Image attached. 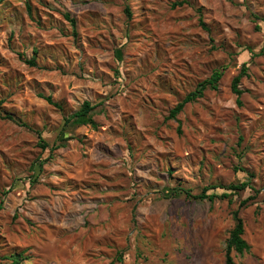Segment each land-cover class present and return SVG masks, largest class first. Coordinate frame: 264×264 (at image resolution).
Returning <instances> with one entry per match:
<instances>
[{
    "label": "rangeland",
    "instance_id": "rangeland-1",
    "mask_svg": "<svg viewBox=\"0 0 264 264\" xmlns=\"http://www.w3.org/2000/svg\"><path fill=\"white\" fill-rule=\"evenodd\" d=\"M177 1L0 3V264H224L244 199L233 264H264V0ZM85 100L96 127L64 126ZM246 179L231 202L171 195Z\"/></svg>",
    "mask_w": 264,
    "mask_h": 264
},
{
    "label": "trees",
    "instance_id": "trees-1",
    "mask_svg": "<svg viewBox=\"0 0 264 264\" xmlns=\"http://www.w3.org/2000/svg\"><path fill=\"white\" fill-rule=\"evenodd\" d=\"M4 0H0V3H2ZM184 3H188L186 0H181L177 2L172 3V7L177 6V5H182ZM197 13L199 14L198 16V23L199 25L206 29L209 30V28L206 26L202 19V14H201V8L198 7L196 8ZM125 12L129 16H131V11L128 6L125 7ZM65 17L70 21L72 26L75 25V21L73 18L69 17V15L66 13ZM259 26L256 25L255 29H258ZM27 63H30L32 65L35 64L34 59L31 60H26ZM247 74V65L245 62H243L240 66L239 72L232 78L231 83H230V89L232 93L235 94L236 96V103L238 105H241V95H242V90L239 87L240 80L241 78ZM223 75V69H214L211 74L201 80L200 82L197 83L195 88L188 93H186L181 100H179L170 110L168 113L167 118H172L176 119L178 124H177V132L181 133L180 129V122L177 119V115L184 109L185 105L190 102L196 101L198 98L202 97L204 95V92L206 90H216L218 88V83ZM45 100L54 106L60 107V105L55 102L51 96H45ZM96 104H92L90 101L85 100L82 102L80 107L75 110L73 113H71L69 116H67L64 119V126L72 123V124H89L91 127H96V123L93 119V111L95 109ZM5 117L12 119V117L9 114H6ZM66 137L61 138V141H64ZM39 145L42 149H46L48 144L45 142L44 139L41 138L39 134ZM63 145V142L58 144L56 147H60ZM54 147H51L50 149L53 150L55 149ZM42 163V162H41ZM40 165V164H39ZM247 187H250V181L248 179L242 180L239 182L235 183H230L226 186L223 185H213L209 186L206 185L202 187L200 192L198 193H193L190 189H186L183 187H174L172 188V196H183L187 199H208L210 202H212L215 198L220 197V198H228V201L231 202L232 199V194L234 193H239L240 191L245 190ZM215 188H221L223 189V192L220 194H217L215 192L209 193L208 191L210 189H215ZM6 193V191L4 192ZM246 203V200H241L239 203V207L233 209L231 211L232 218L234 220V225L233 227L229 230V235L226 239L225 243V258H224V264H233V257L231 255V251L235 250L237 253L242 254L246 251L249 250L250 246L246 242V240L243 238V233H244V225H243V220L239 216V209L241 206H243ZM2 208V200H0V209ZM8 258L15 264H20V261L25 258L22 252H16V253H11L8 255Z\"/></svg>",
    "mask_w": 264,
    "mask_h": 264
}]
</instances>
